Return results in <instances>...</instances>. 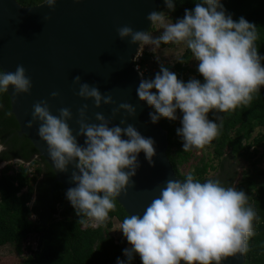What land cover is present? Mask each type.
<instances>
[{
	"label": "clouds",
	"instance_id": "obj_1",
	"mask_svg": "<svg viewBox=\"0 0 264 264\" xmlns=\"http://www.w3.org/2000/svg\"><path fill=\"white\" fill-rule=\"evenodd\" d=\"M163 2L166 11H152L146 16L152 26L162 30L159 35L154 36L149 30L134 31L127 25L118 27L116 32L119 39L130 38L131 44L142 47L134 65L145 46H151L152 52L162 44L183 46L190 51L202 81L195 77L178 79L162 64L153 78L144 79L145 64L137 69L142 79L136 94L154 109L149 113L153 124L161 118L177 120L179 110L181 126L176 134L182 141V150H200L218 137L222 127L219 113L230 114L250 104L264 87V55L258 51L256 25L243 16L234 20L222 0H195L194 7L185 9L183 17L175 22L170 14L175 11L176 0ZM42 4L54 10L57 0H43ZM155 59L159 65L160 58ZM175 62L184 63V59L177 56ZM73 83L79 85L77 95L91 99L96 108L114 103L96 86L81 83L79 76ZM10 86L15 94L30 92L32 81L22 65H17L14 72L0 69V93L8 92ZM58 95L51 93L53 98ZM87 108L84 104L78 109L76 135L67 123L72 119L71 110L60 108L58 115H53L47 101L33 105L26 127L40 122L38 136L46 142L56 170L65 172L69 165L73 166L71 179L75 187L69 188L65 197L79 223L87 226L93 222V226H98L109 220L118 197L133 186L132 177L140 167L139 154L143 152L152 165L156 149L151 137H144L126 123L136 111L131 103H120L112 110L113 117L121 111L126 113L120 120L124 127L112 124L100 112L95 114L98 123H88ZM210 112L214 120L208 118ZM78 136L84 137L82 145ZM0 164L4 166L6 162ZM258 219L243 190L215 177L201 182L188 173L182 180L166 181L142 214L125 216L117 235L122 231L130 247L123 249L126 259L117 258L116 264H132L136 255L141 264H224L229 257L248 251Z\"/></svg>",
	"mask_w": 264,
	"mask_h": 264
},
{
	"label": "trees",
	"instance_id": "obj_2",
	"mask_svg": "<svg viewBox=\"0 0 264 264\" xmlns=\"http://www.w3.org/2000/svg\"><path fill=\"white\" fill-rule=\"evenodd\" d=\"M17 1L35 5L43 0ZM194 3L195 0H176L175 11L170 14L173 22L183 17L185 9L191 10ZM222 3L234 20L243 16L256 25L258 51L264 55V0H222ZM161 10H167L163 0L157 11ZM152 28L151 25L149 31ZM142 51L153 59L139 57L137 63L147 66L144 79L153 78L159 71L158 62L151 51ZM181 57L184 63L174 62L170 71L184 81L192 77L202 81L196 66L189 67L190 51L185 48ZM150 62L157 71L151 70ZM0 105V161L6 162L0 168V247L10 244L19 255L25 251L20 264H116L117 258L125 260L123 249L127 248L128 242L122 231L119 235L111 231L115 222L120 229L128 215L123 207L117 201L115 211L109 213V220L104 225L79 223V217L65 197L63 185L55 180L49 164L28 137L18 133V122L11 112L7 93H0ZM218 115L222 117V127L211 143V151L198 157L190 168L189 162L195 159L196 153L195 150H182V141L176 134V129L181 126L180 116L175 121L161 118L159 122L167 133L166 154L180 179L192 173L203 182L213 178L210 172L218 168L215 178L229 186L236 173L225 169V159L232 156L250 164L251 171L244 170L242 181L234 186L249 196V203L259 217L254 222V234L248 241L242 264H264V87L250 104L240 106L230 114ZM208 118L215 119L211 112ZM182 167L188 169L182 171ZM132 264H141L139 255L134 257Z\"/></svg>",
	"mask_w": 264,
	"mask_h": 264
},
{
	"label": "water",
	"instance_id": "obj_3",
	"mask_svg": "<svg viewBox=\"0 0 264 264\" xmlns=\"http://www.w3.org/2000/svg\"><path fill=\"white\" fill-rule=\"evenodd\" d=\"M42 2L23 5L17 0H0V69L14 72L17 65H22L32 81L27 94H15L11 86L6 92L11 112L18 122V133L28 137L53 170L55 180L67 191L75 187L71 179L75 169L69 165L65 172L56 170L48 156L46 142L38 136L40 122H34L32 128L26 127L33 105L47 101L53 115H58L60 108H69L72 119L67 123L76 135L79 131L78 109L84 104L88 105V123H98L95 114L100 112L112 124L120 125L126 113L121 111L113 117L112 110L120 103H131L136 111L134 116L127 117L126 123L155 141L156 155L154 163L149 165L143 152L139 154L140 167L132 177L133 186L117 201L128 215L142 214L166 181L180 178L166 154V130L159 121L151 123L149 113L152 108L136 94L142 78L135 68L134 58L142 47L131 44L130 38L119 39L116 29L127 25L134 31H148L151 24L146 16L157 11L160 0H57L54 10ZM141 58L150 60L151 56L142 53ZM161 64L172 68L171 63L163 62L158 68ZM76 76L80 77L81 83L96 86L102 95H110L114 103L96 108L91 99L80 98L77 95L79 85L73 83ZM53 92L59 95L53 98ZM77 139L82 145L84 137ZM243 262L244 255L237 254L224 264Z\"/></svg>",
	"mask_w": 264,
	"mask_h": 264
},
{
	"label": "rangeland",
	"instance_id": "obj_4",
	"mask_svg": "<svg viewBox=\"0 0 264 264\" xmlns=\"http://www.w3.org/2000/svg\"><path fill=\"white\" fill-rule=\"evenodd\" d=\"M160 31H162V30L158 29L156 26H153L152 30L149 32L152 35L157 36L160 34ZM150 47L151 46H145V49L150 51L149 50ZM184 49L185 48L183 46L169 44V45H161L160 48L156 49L154 52H152V51L151 52L154 54L153 55L154 59L156 56H158L160 58L159 62L173 64L175 62V58L177 56H181V54L184 52ZM152 63L149 64V66L151 65V67H150L151 70L157 71V68H154ZM188 64H189V67L193 68L196 66L197 62L192 60V58H191ZM180 115L181 114L178 110L177 116H180ZM211 149H212V145L210 144V145L205 146L203 149L195 150V153H196L195 156L196 157H195V159H193V158L191 159L188 167L190 168L191 163L197 161L198 157H200L201 155H204L208 150L211 151ZM214 161L216 162L218 160L214 159ZM224 162H225V169L226 170L234 171L236 173L235 178H234L233 183H232L233 187L235 185H237L238 182L242 181V176H243L244 170L246 171L247 169H249L251 171L250 164L248 162L244 161L243 159H238V158H233L232 156H228ZM1 166L2 165L0 164V167ZM262 166H264V165H262ZM188 167H182L181 169H182V171H186L188 169ZM218 171L219 170L217 168L214 171L210 172V176L216 177ZM111 231L113 234H117L119 232L116 222L113 224ZM28 241L30 242V239ZM25 254H26V252L24 251L23 254L19 255L15 252L12 245L4 244L0 247V264H20V261Z\"/></svg>",
	"mask_w": 264,
	"mask_h": 264
},
{
	"label": "built area",
	"instance_id": "obj_5",
	"mask_svg": "<svg viewBox=\"0 0 264 264\" xmlns=\"http://www.w3.org/2000/svg\"><path fill=\"white\" fill-rule=\"evenodd\" d=\"M135 60H137V58H135ZM135 67H136V69H138V68H140V65H138V64H135ZM125 246H126V247H130V245H129V244H126Z\"/></svg>",
	"mask_w": 264,
	"mask_h": 264
}]
</instances>
